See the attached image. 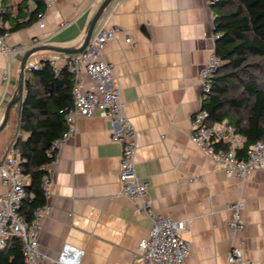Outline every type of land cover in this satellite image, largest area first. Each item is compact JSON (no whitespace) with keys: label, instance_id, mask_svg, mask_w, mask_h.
I'll return each instance as SVG.
<instances>
[{"label":"crops","instance_id":"0c3cea01","mask_svg":"<svg viewBox=\"0 0 264 264\" xmlns=\"http://www.w3.org/2000/svg\"><path fill=\"white\" fill-rule=\"evenodd\" d=\"M4 1L13 9L21 2L0 0L1 5ZM103 1L50 0L45 27L40 28L38 21L9 31L8 43L17 50L15 60L0 53V127L18 92L26 52L40 45L80 47ZM215 17L211 0H113L92 37L102 27L118 29L107 45L106 57L137 133L136 171L150 184L156 212L187 221L183 234L190 243L187 263L228 264L233 247L247 259L264 263V169L253 170L245 179L229 175L223 163L215 162L190 138L193 116L204 99L201 74L216 52ZM38 52L28 61H40L42 66L43 60L60 56V69L66 65L63 59L76 55ZM83 77L90 87L92 80L85 71ZM17 121L16 104L0 129V165L13 142ZM225 123L213 128L224 131ZM215 139L227 144L218 135ZM121 151L105 115L76 117L73 131L48 166L46 205L50 209L43 211L39 243L46 257L41 264H59L65 243L85 250L81 264L133 263L152 219L138 200L122 191ZM199 176L201 180H191ZM6 190L0 177V198ZM239 199L245 202L246 227L232 237L228 204Z\"/></svg>","mask_w":264,"mask_h":264},{"label":"built area","instance_id":"2783aa9c","mask_svg":"<svg viewBox=\"0 0 264 264\" xmlns=\"http://www.w3.org/2000/svg\"><path fill=\"white\" fill-rule=\"evenodd\" d=\"M215 1L211 0V3L213 4ZM39 18L40 28L45 27L44 13H41ZM62 25L64 26L66 23ZM4 26L5 22L0 17V53L10 60H15L17 48L8 43L9 31H1ZM117 31V28H100L81 53L69 59H63L74 73L73 105L65 113L68 130L62 137L53 141L51 149L53 151L60 150L68 134L73 131L78 115L84 117H90L97 113L105 115L112 125V140L122 147L119 171L122 191L128 197L138 200L144 212L152 219L150 233L140 241L132 264H188L190 243L183 236L188 228L187 221L177 220L156 212L149 196L150 184L142 181L136 171L137 133L126 115L121 91L114 79L113 65L106 57L107 45L115 37ZM215 37L218 38L219 34H215ZM34 40L38 41V37L36 36ZM127 41L130 40L127 39ZM49 61L58 73L60 61H62L60 56H52ZM222 62L216 52L210 55L201 74L204 98L210 93L211 79ZM40 67V61H27L26 63L27 69L33 70ZM84 71L92 80L90 87H86ZM7 79L8 72L5 71L3 80L7 81ZM224 128V131H220L211 127L208 123V112L200 107L193 116L190 138L215 162L223 163L225 171L229 175L245 179L253 170L264 169V143H254L247 149L246 157H240L238 149L242 147L241 137L236 134L235 128L231 124L226 122ZM216 135L229 143L231 148L217 150L215 147ZM19 152L15 142H11L6 149L5 159L0 165V177L7 187L6 192L0 198V250L7 246L11 236L20 237L23 241L25 264H41L46 255L40 249L39 236L43 230V211L49 210L50 206L45 205L37 209L30 222L21 216L20 209L27 195L26 185L29 182V177L23 172ZM48 166L49 164L45 168L48 169ZM201 179L199 176L191 180ZM49 183L50 174L44 179L46 194ZM228 209L231 211L228 224L232 229V237H235L246 227L243 217L245 202L242 199L233 201L228 204ZM84 255V249L65 243L59 252L57 263L81 264ZM228 264L264 263L247 259L240 248L233 247L228 256Z\"/></svg>","mask_w":264,"mask_h":264},{"label":"trees","instance_id":"16d2710c","mask_svg":"<svg viewBox=\"0 0 264 264\" xmlns=\"http://www.w3.org/2000/svg\"><path fill=\"white\" fill-rule=\"evenodd\" d=\"M213 5L215 32L219 34L216 53L223 62L211 79V91L202 100V108L208 112L211 127L227 122L235 128L242 138L238 155L246 157L251 145L264 143V0H216ZM47 7L48 0H21L14 9L4 1L0 17L5 26L1 31L13 32L37 23ZM27 73L26 97L17 103L13 142L29 177L20 214L30 222L34 212L47 204L44 179L49 170L45 166L58 154L51 149L53 141L68 130L65 113L73 105L74 73L68 65L57 73L49 59ZM215 147L228 150L231 145L220 140ZM0 264H25L20 237L8 239L0 250Z\"/></svg>","mask_w":264,"mask_h":264},{"label":"water","instance_id":"95a60500","mask_svg":"<svg viewBox=\"0 0 264 264\" xmlns=\"http://www.w3.org/2000/svg\"><path fill=\"white\" fill-rule=\"evenodd\" d=\"M113 0H104L103 3L101 4V6L99 7L98 11L96 12V14L94 15L86 37L82 43V45L80 47L77 48H62V47H55V46H51V45H40L37 47H34L32 49H30L29 51L26 52V54L24 55V57L22 58L21 61V73H20V81H19V86H18V92L16 93V95H14V97L12 98V100L10 101V103L8 104L7 107V111H6V116L4 118V121L0 127V129H2L9 118L10 115V110L12 108V106L16 105L18 102H20L23 99V92H24V80H25V68H26V63L29 59V57L38 52V51H43V50H49V51H55V52H59V53H65V54H69V55H74V54H79L81 53L89 44L90 39L92 37V34L94 32L95 26L97 25L99 19L101 18V16L103 15L104 11L106 10V8L110 5V3Z\"/></svg>","mask_w":264,"mask_h":264},{"label":"rangeland","instance_id":"374dc122","mask_svg":"<svg viewBox=\"0 0 264 264\" xmlns=\"http://www.w3.org/2000/svg\"><path fill=\"white\" fill-rule=\"evenodd\" d=\"M40 52H36V53H34L33 54V57H36L37 56V54H39Z\"/></svg>","mask_w":264,"mask_h":264}]
</instances>
